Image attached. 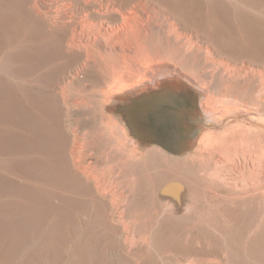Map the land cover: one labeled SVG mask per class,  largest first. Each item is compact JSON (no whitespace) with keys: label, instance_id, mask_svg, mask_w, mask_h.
<instances>
[{"label":"bare ground","instance_id":"1","mask_svg":"<svg viewBox=\"0 0 264 264\" xmlns=\"http://www.w3.org/2000/svg\"><path fill=\"white\" fill-rule=\"evenodd\" d=\"M185 4L26 0L22 14L0 0V32L45 30L9 52L21 59L20 122L32 125L36 150L45 153L40 174L110 204L129 248L153 249L147 213L134 211L130 220L125 213L153 176L164 218L208 207L224 228L240 230V240L264 226V66L252 52L248 62H231L229 45L197 25L196 0Z\"/></svg>","mask_w":264,"mask_h":264},{"label":"rangeland","instance_id":"2","mask_svg":"<svg viewBox=\"0 0 264 264\" xmlns=\"http://www.w3.org/2000/svg\"><path fill=\"white\" fill-rule=\"evenodd\" d=\"M5 1L19 13L26 12L23 5L26 0ZM187 1L182 0V4ZM196 3L197 25L208 24L213 40L229 45L230 55L226 56L231 62H248L252 52L258 60L252 62L262 69L264 0H196ZM22 27L19 25L7 34L0 32V264H184L187 258L215 264H264V226L251 240H240L236 234L240 230L224 228L221 216L208 207L191 218L165 216V219L161 215V201L155 195L158 188L155 176L149 185L139 188L137 206H130L125 212L127 220L134 211L144 216L147 213L151 250L129 248L128 234L112 218L110 204L91 200L88 192L73 190L59 181L45 182L46 173L40 174L38 168L40 162L44 163L45 153L37 152L39 138L31 124L20 122L17 107V84L23 76L19 68L21 59L16 53L9 55L22 37L38 40L45 30L40 26L27 27L25 34ZM34 74L36 70L26 76ZM81 117L84 121L89 119L86 114ZM86 122H89L86 129L90 130L91 121ZM53 145L57 155L59 142L55 140ZM40 157L42 161L38 160ZM172 166L168 163V168ZM245 217L248 222L253 219L249 213ZM144 229L140 226L137 231ZM199 244L209 248L196 250L194 246Z\"/></svg>","mask_w":264,"mask_h":264}]
</instances>
